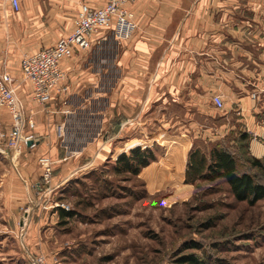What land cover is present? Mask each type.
<instances>
[{"label":"crops","instance_id":"obj_1","mask_svg":"<svg viewBox=\"0 0 264 264\" xmlns=\"http://www.w3.org/2000/svg\"><path fill=\"white\" fill-rule=\"evenodd\" d=\"M106 1L19 0L16 12L9 0H0V71L16 80L17 95L37 123L39 145L19 159L20 166L26 167L23 179L30 189L39 184L38 158L49 154L57 161L56 181L60 182L55 184L59 187L91 164L82 165L85 158H98L107 144L87 143L80 146L79 154L63 161L66 151L56 130L64 121L59 112L66 106L59 97L46 110L36 105L32 85L23 78L22 59L71 35L82 4L101 8ZM128 7L136 24L130 40L119 44L111 40L92 52L76 50L72 58L61 62L73 112L69 128L95 135L111 126L117 150L130 149L138 134L147 136L156 125V112L160 111L158 120H163V109L171 104L204 110L200 113L205 123L215 124L217 109L212 98L222 95L227 110L222 125L228 123L231 131H239L234 135L248 132L255 141L264 140V124L252 122L246 114L264 108V0H141ZM59 17H68L70 23L58 36ZM49 30H55L50 38L46 37ZM250 92L255 94L253 99ZM0 121L6 131L11 129L12 118L6 109ZM209 124H197L206 130L202 136L218 138L219 128ZM228 133L227 129L223 135ZM7 175V194L12 186L21 189L19 182L23 181L14 172ZM9 199L19 205V200H26L24 207L28 203L18 188ZM31 216H39L36 206Z\"/></svg>","mask_w":264,"mask_h":264},{"label":"rangeland","instance_id":"obj_2","mask_svg":"<svg viewBox=\"0 0 264 264\" xmlns=\"http://www.w3.org/2000/svg\"><path fill=\"white\" fill-rule=\"evenodd\" d=\"M68 19L59 17L58 36L69 28ZM202 111L171 104L158 120V110L156 125L147 136L138 134L130 149L117 150L111 126H106L107 135L105 131L95 142H106V149L59 187L60 180H55L54 191L42 205L34 189L27 191L22 182L21 189L12 186L7 194L8 171L19 174L0 155V264H32L34 257L47 264H172L188 254L206 264H264V200L255 205L239 202L222 180L185 182L190 153L200 150L208 156L218 146L233 153L240 174L249 173L264 185V140L255 141L248 132L247 141L242 134L234 135L239 131L222 125L226 109L214 110L218 138L202 136L206 130L197 124H209ZM246 114L252 122L264 124V108ZM227 129L230 133L223 135ZM68 130L73 142L89 133ZM135 148L152 151L149 165L137 174L117 171L121 152L129 155ZM252 158L263 168L252 166ZM17 188L24 198L29 196L31 205L9 199ZM28 206H36L39 216H27ZM59 208L73 216L61 218Z\"/></svg>","mask_w":264,"mask_h":264},{"label":"built area","instance_id":"obj_3","mask_svg":"<svg viewBox=\"0 0 264 264\" xmlns=\"http://www.w3.org/2000/svg\"><path fill=\"white\" fill-rule=\"evenodd\" d=\"M9 1L14 10L18 12L20 10L19 0ZM138 1L141 0H107L106 5L101 8L82 4L74 19L75 29L71 35L58 40L52 47L43 49L36 54H25L22 59L23 78L32 85L33 100L36 105L46 110V107L59 97L62 100V105L66 106V109L59 112L64 121L57 130L66 151V158L63 161L79 154L80 146L95 143L103 137L104 132L100 131L95 135L89 132L78 142L68 139L67 129L73 130L67 125L68 118L73 115V112L69 109V106L71 107L70 88L67 74L61 69V62L72 58L76 50L92 52L95 48L101 47L111 40L118 44L130 40L136 30V24L134 14L128 6ZM153 1L161 2L163 0ZM101 31H105V33L99 35L98 33ZM15 83L16 80L10 74L0 71V113L6 109L12 118L9 131L3 128L0 121V155L9 159L28 191L30 186L19 172V159L25 152H33L38 147L37 123L33 115H27L24 103L17 95ZM55 93H57L56 97H54ZM213 104L217 110H223V96L215 95ZM38 164L42 171L41 182L33 186V189L37 190L35 197L39 199L38 202L43 203L54 191L53 171L57 162L51 155L46 154L38 159ZM28 201V205L33 203L29 196ZM30 207L25 209L27 216L33 213V208L31 207V211ZM31 260L32 264H47L42 257Z\"/></svg>","mask_w":264,"mask_h":264},{"label":"trees","instance_id":"obj_4","mask_svg":"<svg viewBox=\"0 0 264 264\" xmlns=\"http://www.w3.org/2000/svg\"><path fill=\"white\" fill-rule=\"evenodd\" d=\"M241 134L242 138H245V141L249 140L248 136L245 133ZM153 156L154 155L151 150H142L141 148H135L131 150L129 155L123 153L118 157L115 169L119 172H129L132 174H137L142 168L149 165ZM82 163V165L89 164L90 158H85L84 162ZM251 163L255 168H263L262 162L255 158H252ZM21 168L22 171H19L20 175L25 179L26 175L23 168L26 169V167H23L21 165L20 169ZM38 170L41 171L40 166L38 167ZM40 175H42V171ZM57 176L58 168L54 167L53 186L55 184ZM198 180L207 182H215L218 180L224 181L228 185L235 199L239 202H247L251 205H255L256 203L264 200V185L256 182L253 176L249 173L240 174L238 171V164L235 156L233 155V153L223 147H214L208 156L202 153L200 150H193L190 153L185 173V182L194 183ZM40 182L41 179L39 180V183ZM33 186L35 185L33 184ZM58 210L61 211V218H68L73 216V212L66 211L61 208H59ZM193 245L194 249L198 246L195 244ZM172 264L206 263L197 255L188 254L178 257Z\"/></svg>","mask_w":264,"mask_h":264}]
</instances>
